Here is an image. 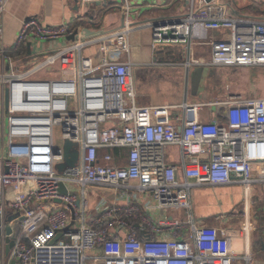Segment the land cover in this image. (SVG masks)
Wrapping results in <instances>:
<instances>
[{
	"label": "built area",
	"instance_id": "1",
	"mask_svg": "<svg viewBox=\"0 0 264 264\" xmlns=\"http://www.w3.org/2000/svg\"><path fill=\"white\" fill-rule=\"evenodd\" d=\"M81 1L124 4L125 16L130 14L128 0ZM8 2L0 0L1 249L13 214L22 217L11 249L20 264H249V253H234L225 234L195 221L192 193L207 184L264 182L250 174L251 165L261 169L264 163V97L231 94L210 103L139 105L134 61L82 56L83 48L106 41H114L112 50L128 51L130 33L140 28L128 20L97 38L77 32L68 40L74 29L66 23L45 26L28 19L15 49L27 39L66 43L20 70L2 41ZM229 11L226 0H198L184 15L144 28L151 30L152 48L184 45L187 84L195 66L264 68V20ZM214 31L221 36L212 37ZM201 44L209 47L207 59L197 55ZM68 57L70 64L61 63ZM210 105L224 107L222 120H202L199 111ZM55 126L77 149L75 164L62 173L54 170L64 161L62 147L54 146ZM103 149L127 152L100 155ZM170 149L177 161L170 160ZM87 187L147 193L151 202L118 207L101 199L91 212ZM176 210L184 219L168 217Z\"/></svg>",
	"mask_w": 264,
	"mask_h": 264
},
{
	"label": "crops",
	"instance_id": "2",
	"mask_svg": "<svg viewBox=\"0 0 264 264\" xmlns=\"http://www.w3.org/2000/svg\"><path fill=\"white\" fill-rule=\"evenodd\" d=\"M137 5L141 1L142 5L157 6V9L163 7L160 16L147 19L146 15L138 8L132 9L125 16L124 9L117 3L92 2L82 3L81 0H9L3 19L4 33L3 45L7 53L15 58V64L18 69L24 65L34 64L43 58L48 52L60 48L66 41H37L36 39H27L17 49L14 48L18 32L22 23L28 19L34 18L45 26H58L66 23L73 31L88 37L97 38L102 34L111 33L124 27L126 20L134 29L129 35V50H112L114 41L105 43H95L82 49V56L93 57L102 60H126L131 59L136 63L133 71V82L135 87L136 102L139 105L148 104H179L184 99L192 103H210L226 99L231 94L227 92L222 96L218 88L210 95L208 99V87L211 85L210 78L212 74L210 68L204 67L205 72L200 76L199 85L194 91L196 96L201 91L202 99L190 100L192 77L190 73L189 82L184 81L183 66L181 65L184 57V45L180 43H161L154 48L151 47V30L144 28V25L156 19L166 17L173 18L182 16L187 12V8L198 0H134ZM229 3V15L247 16L264 20V0H226ZM129 2V0H128ZM160 13V12H159ZM153 15H156L154 13ZM155 17V16H154ZM138 35L137 34H140ZM212 37H219V32H212ZM67 40V39H66ZM107 48L105 53L102 47ZM209 47L201 44L197 47V55L207 59ZM110 58V59H109ZM72 57L62 60L70 64ZM65 65V66H66ZM70 66V65H69ZM67 66V67H69ZM6 67V66H5ZM28 68V67H27ZM192 70V69H191ZM44 76V72L40 73ZM179 75L180 87H171L169 80ZM49 75V74H47ZM172 81V80H171ZM203 83V87H202ZM177 87V88H176ZM202 88V89H201ZM181 89V101L171 102L174 97L177 98V91ZM175 90V91H174ZM172 93L168 95V92ZM211 92V90H210ZM205 107V106H204ZM202 107L199 115L202 120H210L213 117L222 120L224 107L221 105H210L204 110ZM213 107V108H212ZM176 112V111H175ZM170 155L173 153L172 161H177L178 157L174 149H170ZM108 152L112 155L125 154L126 149H103L99 154ZM250 174L256 179H264V163L261 169L256 165H251ZM180 177V174H178ZM260 181V180H259ZM256 181L250 185L240 183L203 185L193 189L192 193V211L195 221L210 229H214L219 234H225L230 247L234 253L242 255L249 253L251 260L249 264H264V182ZM98 196L90 198L89 207L93 212L101 199L108 205L124 207L127 203H138L142 207L145 203H150L151 198L147 193H137L136 191H127L122 188H97ZM90 197V196H89ZM143 208V207H142ZM10 215V214H9ZM8 215V216H9ZM169 218L182 220L185 215L183 211L176 210L167 213ZM235 264H244L242 260H237Z\"/></svg>",
	"mask_w": 264,
	"mask_h": 264
},
{
	"label": "rangeland",
	"instance_id": "3",
	"mask_svg": "<svg viewBox=\"0 0 264 264\" xmlns=\"http://www.w3.org/2000/svg\"><path fill=\"white\" fill-rule=\"evenodd\" d=\"M113 4L116 5V3H113ZM138 4L139 5H137V3L134 0H129L130 12H131V7L132 9L133 7L140 9L142 11V14L147 16V19L145 20H149V19L152 20L160 16L162 9H163V7H161L160 9H157V6H154L152 9V7L149 5H142L141 1H139ZM154 13H156V15H153ZM228 32H229L228 30L224 31L226 36L228 35ZM219 34L221 36L222 32L220 31ZM138 35H141V33L137 34V36ZM102 48H103L102 52L105 53L107 51V48H104V46ZM206 56H207L206 58H208L209 54ZM28 66L29 65L26 64L22 68H27ZM209 72L212 74V77L210 78V81L212 82H211V85H209L208 87V94H207L209 100L211 99L210 95H212L213 91H215L216 89L218 90L219 87H220L219 90L222 96H226L227 92H231V93H239L246 97H264V68L263 67H252V68H249V67H216V68H210ZM174 76H175L174 80L173 79L169 80V83H170L169 85L171 87L175 85L179 88L180 87L179 75L177 74L176 76L175 74ZM202 87H203V83H202ZM201 91L202 90H199V92L195 96L193 94L194 90L193 88H191L190 100H192L194 97H195V100L202 99L201 96H199V94H201ZM171 93L172 92L169 91L168 95ZM177 94H178L177 98L175 97L174 99L172 98L170 100L171 102L178 103L179 101H181V89L177 91ZM208 107L205 106L203 109L206 110L208 109ZM176 112L180 113L181 110L177 109ZM53 142H54V146L57 148L62 147L64 144V141L62 140V137H61V127L60 126L54 127ZM7 147H8V141L5 140L4 141V152L6 154L8 153ZM19 163L26 165L25 164L26 161L24 159L19 160ZM66 168L67 166L65 165L64 161L55 163L54 165V170L58 173H62ZM86 191H87V197L89 201H90V198L96 197L99 195L97 192V188H94V187H87ZM9 218L11 219L14 218V215L12 214Z\"/></svg>",
	"mask_w": 264,
	"mask_h": 264
},
{
	"label": "water",
	"instance_id": "4",
	"mask_svg": "<svg viewBox=\"0 0 264 264\" xmlns=\"http://www.w3.org/2000/svg\"><path fill=\"white\" fill-rule=\"evenodd\" d=\"M77 31H74L73 34L69 35L67 37L68 40H73L75 38V34ZM123 44V41H119L116 45L115 48L120 47ZM203 72H205V69L203 66H195L191 70V77H192V82H191V87L193 90L196 92L198 85H199V80L200 76H202ZM62 151H63V157H64V162L67 167H71L75 164L76 159H77V149L74 143L66 140L62 146ZM63 192L65 190L62 188L61 189ZM11 215L8 216L7 220L9 225L6 226L5 228V246L3 250L0 247V264H20L18 260L16 259L15 253H11V249L14 245V241L17 238V235L20 230V225L19 222L21 220V216L17 218H9ZM60 236V233L56 235L54 239H57ZM30 264H33V260L30 261Z\"/></svg>",
	"mask_w": 264,
	"mask_h": 264
},
{
	"label": "trees",
	"instance_id": "5",
	"mask_svg": "<svg viewBox=\"0 0 264 264\" xmlns=\"http://www.w3.org/2000/svg\"><path fill=\"white\" fill-rule=\"evenodd\" d=\"M114 150V149H113Z\"/></svg>",
	"mask_w": 264,
	"mask_h": 264
}]
</instances>
